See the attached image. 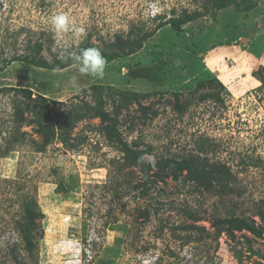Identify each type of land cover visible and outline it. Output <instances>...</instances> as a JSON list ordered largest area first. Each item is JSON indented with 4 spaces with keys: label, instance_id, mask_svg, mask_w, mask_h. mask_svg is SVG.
Returning <instances> with one entry per match:
<instances>
[{
    "label": "rangeland",
    "instance_id": "1",
    "mask_svg": "<svg viewBox=\"0 0 264 264\" xmlns=\"http://www.w3.org/2000/svg\"><path fill=\"white\" fill-rule=\"evenodd\" d=\"M151 2L0 0V264H264V233L236 231L230 239L211 226L215 217L231 213L262 223L256 212L264 207V0L240 13L233 5L218 11L209 0H159L162 12L155 18L145 15ZM184 11L204 14L180 34L164 26L142 49L108 60L105 52L118 50L112 46L117 36L153 31L160 17ZM58 12L68 13L85 33L56 36L50 17ZM38 43V57L50 64L71 61L68 52L97 48L107 61L105 75L93 79L79 76L73 64L50 70L13 60L35 55ZM208 79L224 86L199 85ZM94 83L104 86L111 113L124 105L117 112L119 129L143 157L197 154L226 163L237 192H206L182 176L156 180L148 195H140L133 187L140 171L122 166L123 152L106 139L99 118L75 124L69 135L75 147L56 136L37 151L45 141L39 131L49 123L44 117L58 124L72 108L94 105ZM110 86L139 93V102L151 109L144 115L137 100ZM7 87L30 88L31 99ZM41 95L55 102L41 106ZM17 108L26 109L21 129ZM16 135L23 141H13ZM24 198H34L43 213L31 250L17 230ZM145 208L148 218L140 214ZM189 212L205 231L176 229L193 223Z\"/></svg>",
    "mask_w": 264,
    "mask_h": 264
},
{
    "label": "trees",
    "instance_id": "2",
    "mask_svg": "<svg viewBox=\"0 0 264 264\" xmlns=\"http://www.w3.org/2000/svg\"><path fill=\"white\" fill-rule=\"evenodd\" d=\"M211 2V6L216 10H222L228 6H235L238 10V13L243 11L254 9L258 6V3L253 2V0H209ZM231 10V9H230ZM236 10V11H237ZM230 12V11H229ZM204 12L193 11L188 12L184 11L181 15H174L169 19L165 20L164 17H160V22L156 26L155 30L148 32L139 31L137 34L131 35L130 37H122L117 36L116 40L113 42L112 46L116 47L118 50H114L110 53L105 52L108 60H113L115 58L131 55L136 51L142 49L144 47L145 41L149 40L156 34V31L163 28L164 26L170 25V31H174L176 34H180L185 25H188L203 16ZM233 19V16H230ZM238 20H235L237 23ZM228 26V25H227ZM237 30V27H235ZM239 30V28H238ZM174 46V44L172 45ZM171 46V47H172ZM43 45L38 43L36 46V54L35 55H26L21 57H15L13 60H21L28 64H31L40 68H47L50 70H55L59 66V68H66L72 65V61H63L57 60L55 64L48 63L43 57H38L39 52L42 50ZM1 70V69H0ZM218 80V79H217ZM216 79H208L207 81L201 82L199 85L203 84H218L220 86H224L223 83ZM92 89L95 91L96 102L94 105H90V103L85 102L84 105L77 106L78 108H72L69 110L68 115L65 119L60 122H55L53 117L50 115H46L44 118L49 120V123L45 127L40 129V133H43L45 136V141L37 146V151H44L49 143L52 140L59 136L61 141L69 146V148H73L76 146L75 143H69L70 139V131L74 128L75 124L78 121H81L86 118H99L101 120V128L100 130L105 135L106 139L115 144L120 150L123 152V167H134L137 171H140L141 180L137 182L133 187L139 191L140 195L146 196L149 194L153 184L157 183L156 180L164 181L168 177H173L179 180L182 176L185 177L184 181L192 182L195 184L196 188L206 191L213 192L221 195L236 193V189L234 187V183L236 181V177L233 175L231 171V167L223 162H210L207 157H201L200 155L194 154L190 156H185L176 158V157H168V158H160L159 160H155V163L152 164L150 162L146 163L145 159L140 162V158L143 157L144 152L141 149H138L136 142H134L133 146L129 145L127 141L124 140L122 133L119 129V119L118 113L119 110L124 107V105L118 104L116 106V111L111 113L105 105L107 104V93L104 92V86L94 83L91 85ZM14 88L16 91H21L24 93L25 97L30 98L32 96V90L30 88H21V87H7ZM109 90H114L116 93L120 89H113L112 86L108 88ZM120 94H122L123 98L126 100H137L138 94L137 92H131L130 90H120ZM106 94V95H105ZM150 93H145L142 96H149ZM214 95L213 93L209 96ZM219 99L220 95H216ZM178 95H176V99H178ZM41 98V106H48L51 102H55V100H49L45 96H40ZM207 95L201 96V99H206ZM127 105V104H125ZM139 109L146 115L151 107L142 105L139 102ZM28 107V106H26ZM179 109H183V106L179 104ZM26 109L21 108L16 111V116L18 117V125L17 129H21L23 122L27 119L24 117ZM156 114V112H154ZM44 120L41 121L43 123ZM31 124H34L35 121L31 120ZM57 129H60V132H57ZM23 136L16 135L13 137V141L22 142ZM121 166V167H122ZM153 172L156 179H150L151 174ZM183 180V179H182ZM62 190H68V188L64 185H61ZM21 206L23 209L22 218L17 223V230L21 241L24 242L26 248L31 250L34 248L33 236L35 235V230H37L36 220L42 217L43 213L39 209V206L34 198H24L21 202ZM159 206L154 209V212H159ZM149 208L143 209L142 213H140L145 218L149 217ZM256 216H258L262 223L258 225L254 219H250L249 217L237 215L236 213H231L230 215L224 217H215L211 226L215 229V234L218 236L221 234H226L230 239L235 238L236 231H248L253 235L262 236L264 233V207H259L256 212ZM188 217H190L193 223H182L178 225L177 228H181L189 231H205V226H199L195 222L199 221V217L196 213L189 212ZM12 248H15L12 247Z\"/></svg>",
    "mask_w": 264,
    "mask_h": 264
},
{
    "label": "clouds",
    "instance_id": "3",
    "mask_svg": "<svg viewBox=\"0 0 264 264\" xmlns=\"http://www.w3.org/2000/svg\"><path fill=\"white\" fill-rule=\"evenodd\" d=\"M162 12L159 0L149 3L145 15L155 18ZM51 29L56 36H63L69 31L75 36H82L85 33L83 27H76L70 15L66 12H58L50 17ZM63 56V53H62ZM67 58L72 61L73 67L81 77H90L93 79L103 78L107 61L97 48H85L78 51L74 50L67 53ZM77 77H73L75 83ZM147 159L150 163H155L152 156L141 157L140 162ZM143 264H152L150 259H144Z\"/></svg>",
    "mask_w": 264,
    "mask_h": 264
}]
</instances>
